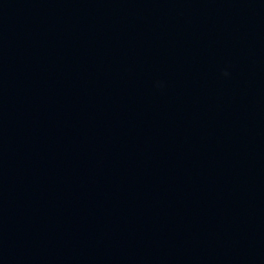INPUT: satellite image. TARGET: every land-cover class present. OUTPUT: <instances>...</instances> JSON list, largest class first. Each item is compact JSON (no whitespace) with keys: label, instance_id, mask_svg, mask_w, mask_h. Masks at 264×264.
Listing matches in <instances>:
<instances>
[{"label":"water","instance_id":"1","mask_svg":"<svg viewBox=\"0 0 264 264\" xmlns=\"http://www.w3.org/2000/svg\"><path fill=\"white\" fill-rule=\"evenodd\" d=\"M0 264H264V0H0Z\"/></svg>","mask_w":264,"mask_h":264}]
</instances>
